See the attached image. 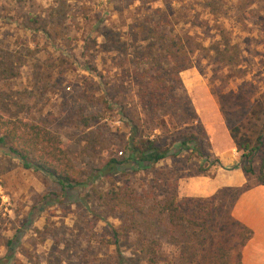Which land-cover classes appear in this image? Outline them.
<instances>
[{
	"label": "trees",
	"instance_id": "16d2710c",
	"mask_svg": "<svg viewBox=\"0 0 264 264\" xmlns=\"http://www.w3.org/2000/svg\"><path fill=\"white\" fill-rule=\"evenodd\" d=\"M160 1L162 7H147L144 15L127 25L126 32L96 24L92 38L87 37L81 46L84 62L80 66L98 79L95 90L101 92L104 102L114 104L128 127L113 156L98 168L100 175L111 176L120 172L122 163L130 162L129 171L121 170V184L111 179L103 197L97 194L119 221L110 228L111 240L106 239V243L118 251L121 240L131 235L138 253L128 257L127 264H241L238 250L249 235L239 233L236 243L220 239L223 227L217 220L216 194H177L180 178L204 173L215 163L209 160L210 144L179 72L194 67L207 78L209 91L239 153V167L246 178L241 190L264 185V92L247 78L248 68L244 69L241 62L232 66L239 76L221 74L228 71L227 62L232 61L226 52L240 57L237 43L229 48V36L219 34L215 44L205 47L200 34L204 20L196 15L180 19L173 14L170 1ZM261 39L264 42V36ZM26 54L31 52L11 54L0 49V85L19 75L20 62H24L20 56ZM230 76L238 82L234 89L223 90ZM123 87L131 89L135 96V102L128 107L120 94ZM75 91L82 97L91 96L85 93V83ZM12 97L10 92L0 90V151L16 158L23 169L50 177L62 194L68 189L81 190L85 181L80 180V170L59 135L41 120L30 117L26 102ZM11 106L15 110L10 112ZM251 118L259 124L250 123ZM91 119L94 118L88 115L80 121L88 126ZM243 119L250 125L242 124ZM158 127L167 133L163 147L157 143L159 137H149ZM165 158L170 164L154 168ZM196 158L200 160L194 162L193 172L185 168L172 170L178 160L186 163ZM128 173L137 175L134 181L128 179ZM77 201L81 203L80 198ZM223 218L236 224L226 214ZM9 244L10 241L5 244L7 252L0 256V264H7L12 257ZM117 259L118 264L126 262L119 251Z\"/></svg>",
	"mask_w": 264,
	"mask_h": 264
},
{
	"label": "rangeland",
	"instance_id": "374dc122",
	"mask_svg": "<svg viewBox=\"0 0 264 264\" xmlns=\"http://www.w3.org/2000/svg\"><path fill=\"white\" fill-rule=\"evenodd\" d=\"M166 1L171 2L176 17L196 15L204 20L200 34L205 47L215 44L219 34L229 36V48L237 43L240 57L226 52L232 61L227 62L228 71L221 74L239 76L232 66L241 62L244 69L248 68L247 78L264 92V0ZM156 6L162 7L160 0H0V49L11 54L31 52L20 56L24 62L19 61V75L3 82L0 90L26 102L30 117L41 120L59 135L80 170V180L85 181L81 190L68 189L62 194L50 177L23 169L16 158L0 151V256L6 254L5 244L10 241L12 257L7 264H118V251L127 264L128 257L138 253L131 235L121 240L118 251L106 243V239L111 240L110 228L119 221L97 194L103 197L111 179L121 184V170L129 171L130 162L122 163L120 172L111 176L100 175L98 168L113 156L128 127L114 104L104 102L101 92L95 90L98 79L80 66L84 60L81 46L87 37L92 38L96 24L126 32L127 25L144 15L147 7ZM231 76L223 90L234 89L238 80ZM84 83L90 98L76 95L75 90ZM123 89L120 94L128 107L135 102V96L131 89ZM8 108L10 112L15 110L13 106ZM88 115L94 119L83 126L80 119ZM249 122L259 124L252 118ZM250 123L242 121L247 126ZM166 134L158 127L149 137H159L157 143L163 147L167 144ZM199 160H178L172 170L185 168L191 173L194 162ZM209 160H214L211 152ZM168 164L170 160L165 158L156 162L154 168ZM136 176L128 173L131 182ZM241 187L216 192L214 202L217 220L223 227L219 233L223 241L236 243L239 233L250 234L231 211L244 190ZM224 214L236 224H230Z\"/></svg>",
	"mask_w": 264,
	"mask_h": 264
},
{
	"label": "crops",
	"instance_id": "0c3cea01",
	"mask_svg": "<svg viewBox=\"0 0 264 264\" xmlns=\"http://www.w3.org/2000/svg\"><path fill=\"white\" fill-rule=\"evenodd\" d=\"M179 78L204 128L215 163L204 173L180 178L176 188L178 196L209 197L224 188L241 187L246 178L238 165L239 153L204 77L190 67L181 70ZM231 211L250 230L247 241L240 248L241 264H264V185L242 190Z\"/></svg>",
	"mask_w": 264,
	"mask_h": 264
}]
</instances>
